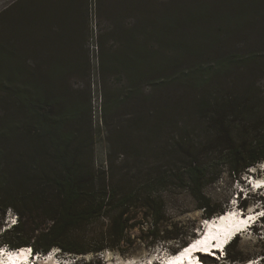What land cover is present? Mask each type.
Returning <instances> with one entry per match:
<instances>
[{"label":"trees","instance_id":"trees-1","mask_svg":"<svg viewBox=\"0 0 264 264\" xmlns=\"http://www.w3.org/2000/svg\"><path fill=\"white\" fill-rule=\"evenodd\" d=\"M26 1L18 0L11 7L20 11ZM257 2L261 0L251 4L256 6ZM240 11L238 15L244 10ZM202 12L193 11V19ZM6 50L9 52L6 46L0 47V61L8 58ZM147 57L140 47L119 59L128 75L130 92L124 98L126 102L139 96L146 104L151 103L156 90H164L154 84V92L146 94L143 80L148 76L143 72L149 64ZM258 70L264 71V57L259 52L219 56L209 64L198 62L175 75L168 86H177L167 88L155 100V108L143 107L140 113L142 119L146 118L145 124H151L152 118L158 122L151 129H141L147 142L153 133L166 136L170 148L165 156L170 167L166 171L160 170L163 166L159 159L152 161L148 156L145 160L149 143L141 153L111 149L107 165L98 166L93 133L82 134L81 128L72 124L80 106L70 104L57 111L61 102L58 96L33 97L22 87L13 88L15 104L0 108V216L13 210L18 222L4 228V244L14 248L31 246L41 253L56 247L75 255L106 249L125 253L122 246L137 238L132 233L140 226L136 214L145 209L153 221L139 239L150 237L152 244L176 240L180 248L186 245L195 232L161 228L166 215L160 191L172 179L190 189L205 218L226 211L204 189L225 168L240 178L264 161V92H256L242 82L243 72ZM232 71L241 74L233 75ZM109 93L106 88L102 104L107 124L115 108L114 96ZM184 109L195 114L193 120L184 121ZM165 114L171 115L168 120L176 128L171 133L163 127L169 124ZM195 129L205 132V136H196ZM147 165L154 170L144 175ZM248 201H242L244 206ZM35 212L38 217L29 216ZM206 259L216 258L207 255Z\"/></svg>","mask_w":264,"mask_h":264},{"label":"rangeland","instance_id":"rangeland-1","mask_svg":"<svg viewBox=\"0 0 264 264\" xmlns=\"http://www.w3.org/2000/svg\"><path fill=\"white\" fill-rule=\"evenodd\" d=\"M16 1L0 0V47L6 46L10 52L4 51L8 58L0 61V108L15 104L11 91L18 87L33 97L58 96L61 102L57 111L70 104L80 106L82 109L72 124L80 127L82 134L93 133L98 166L107 165L111 149L141 153L149 143V152H144L145 160L148 156L152 161L159 159L163 166L160 170H169L165 156L170 148L165 134L153 133L147 142L141 130L151 129L152 124L158 123L152 118L151 124H145L146 118L142 119L144 115L140 113L143 107L155 108V100L169 87L177 86H168L175 75L198 62L209 64L219 56L252 52L264 57V0L256 6L251 4L254 0H27L20 11L11 7ZM8 7L11 8L7 10ZM198 9L203 11L202 15L193 19L192 13ZM240 10H244L242 15H238ZM140 47L148 53L149 59L143 72L148 76L143 80L146 94L154 92V84L164 89L156 90L151 98L153 102L147 104L139 96L125 101L130 92L128 75L119 62L129 51ZM232 73L238 75L241 71ZM242 82L256 92H264V71H245ZM106 88L115 102L113 114L108 117L109 124L101 112ZM182 113L184 121L193 120L195 116L185 109ZM166 116L165 122L169 124L163 127H168L165 129L171 133L176 128L168 120L171 115ZM193 132L198 137L205 136L201 130ZM151 170L154 167L147 165L142 173L145 175ZM224 170L215 182L205 187V194L226 210L233 207V202H239L238 208L243 207L242 201L247 199L245 212L257 209L263 212L264 188L254 189L248 184V178L249 175L256 179L264 177V161L252 166L240 178L227 168ZM242 189L248 193L243 194ZM160 194L166 215L161 228L181 229L187 234L195 232L196 237L203 228L205 211L190 189L170 179ZM14 213L16 211L9 210L5 216H0V246L4 245V228L10 226ZM38 215L36 212L29 214L30 217ZM136 220L140 226L132 233L137 238L122 246L125 253L106 249L75 258L71 256V259H68L71 253L66 257L63 251L59 253L71 261L70 264H149L155 256L180 248L176 240L152 244L150 237L139 239L138 236L147 233L153 216L151 213L146 216L145 209H139ZM225 255V262L230 264H245L260 258V264H264V217L254 226V231L237 236L226 248ZM203 259L206 264L221 263L217 258L213 261Z\"/></svg>","mask_w":264,"mask_h":264},{"label":"bare ground","instance_id":"bare-ground-1","mask_svg":"<svg viewBox=\"0 0 264 264\" xmlns=\"http://www.w3.org/2000/svg\"><path fill=\"white\" fill-rule=\"evenodd\" d=\"M253 181L257 182V184H261V183L264 184V177L263 178H258V179H256L254 177ZM232 205L234 206L235 202H233ZM234 209L235 208L231 207L230 209L226 210L225 212L215 215V217H217V218L212 219V220H208L205 223L204 228H202L200 230V231H202L201 235L204 234V232L206 230V234H205L206 236L202 240L203 243L208 244L210 239L214 238V236H216L218 239H221L220 237L223 235L222 233H225V232H229L230 233L231 232V228L236 227L237 224L240 223L239 225H241L242 223H247V221L249 222L251 220V218H254L255 214L258 211V209L257 210H252V211H248V214H250V215L247 218H245L246 214H243L241 216ZM220 216H222V217H220ZM208 219H211V218H208ZM201 235H197L196 237H200ZM23 247H27V246H23ZM193 248H194V245H192V247L188 248V249H193ZM11 249H9V248H3L2 249V251L0 252L1 253L0 254V264H23V261L25 259H27L28 256H29V250L27 248H23V249L17 250V251L16 250H11ZM179 251H177V252H179ZM53 253L54 252L50 253L49 256L45 257L44 259H41V260H38V261L36 260L35 264H53V263H55L54 261L56 259L53 257V255H54ZM184 253L185 252L180 253L178 256H173L171 258H166L167 264H186V263H184V259L181 258ZM88 254H90V253H88ZM88 254H85V255H88ZM82 255H84V254H82ZM245 264H247V263H245ZM248 264H254V262H250Z\"/></svg>","mask_w":264,"mask_h":264},{"label":"built area","instance_id":"built-area-1","mask_svg":"<svg viewBox=\"0 0 264 264\" xmlns=\"http://www.w3.org/2000/svg\"><path fill=\"white\" fill-rule=\"evenodd\" d=\"M101 112H102V105H101ZM11 212H12V210H11ZM13 221H15V223H13ZM17 222H18L17 214L14 213V215H13L12 218H11V223H12V224H16ZM1 247H3V248H9V249L13 248V247H11V246H8V245L4 244V245H1V246H0V252L2 251ZM11 250H17V249L13 248V249H11ZM71 256H74V258H75V256H77V255H75V254H69V255H68V257H69L68 259H71ZM72 258H73V257H72ZM255 261H257V260H251V261H249V262H255Z\"/></svg>","mask_w":264,"mask_h":264},{"label":"clouds","instance_id":"clouds-1","mask_svg":"<svg viewBox=\"0 0 264 264\" xmlns=\"http://www.w3.org/2000/svg\"><path fill=\"white\" fill-rule=\"evenodd\" d=\"M8 220H9V217H8ZM16 224H17V223H16ZM10 225H14V224L11 223ZM29 250L31 251V248H29ZM61 252H62V251H61ZM61 252H60V253H61ZM37 253H39V254H45V253H41V252H37ZM60 253H59V257H60L59 259H60V260H65V259H66V258H65V257H66V256H65L66 254H64L65 257H62V256L60 255ZM261 259H262V258L257 259V261H255L254 264H260V263H261V261H260ZM225 260H226V259H225ZM65 261H66V260H65ZM226 261H227V260H226ZM63 264H65V263H63ZM199 264H200V263H199ZM220 264H221V263H220ZM225 264H230V262H225Z\"/></svg>","mask_w":264,"mask_h":264},{"label":"flooded vegetation","instance_id":"flooded-vegetation-1","mask_svg":"<svg viewBox=\"0 0 264 264\" xmlns=\"http://www.w3.org/2000/svg\"><path fill=\"white\" fill-rule=\"evenodd\" d=\"M13 248H14V247H13ZM13 248H12V249H13ZM22 248H25V247H22ZM16 249H17V248H16ZM20 249H21V248H20ZM18 250H19V249H18ZM16 251H17V250H16ZM149 264H150V263H149Z\"/></svg>","mask_w":264,"mask_h":264},{"label":"snow or ice","instance_id":"snow-or-ice-1","mask_svg":"<svg viewBox=\"0 0 264 264\" xmlns=\"http://www.w3.org/2000/svg\"><path fill=\"white\" fill-rule=\"evenodd\" d=\"M13 223H15V221H13Z\"/></svg>","mask_w":264,"mask_h":264}]
</instances>
